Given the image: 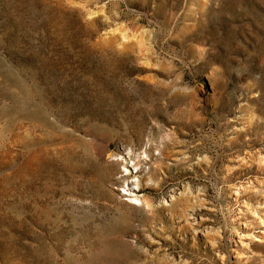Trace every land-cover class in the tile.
<instances>
[{"label":"rangeland","instance_id":"rangeland-1","mask_svg":"<svg viewBox=\"0 0 264 264\" xmlns=\"http://www.w3.org/2000/svg\"><path fill=\"white\" fill-rule=\"evenodd\" d=\"M0 264H264V0H0Z\"/></svg>","mask_w":264,"mask_h":264},{"label":"bare ground","instance_id":"bare-ground-1","mask_svg":"<svg viewBox=\"0 0 264 264\" xmlns=\"http://www.w3.org/2000/svg\"><path fill=\"white\" fill-rule=\"evenodd\" d=\"M134 191H131L129 194L127 193V198H125L128 201H132L133 199H135V193H133Z\"/></svg>","mask_w":264,"mask_h":264}]
</instances>
